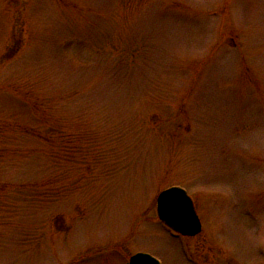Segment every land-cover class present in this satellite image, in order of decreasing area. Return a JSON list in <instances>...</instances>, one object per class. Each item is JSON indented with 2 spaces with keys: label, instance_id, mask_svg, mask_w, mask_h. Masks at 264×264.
<instances>
[{
  "label": "rangeland",
  "instance_id": "1",
  "mask_svg": "<svg viewBox=\"0 0 264 264\" xmlns=\"http://www.w3.org/2000/svg\"><path fill=\"white\" fill-rule=\"evenodd\" d=\"M137 253L264 264V0H0V264Z\"/></svg>",
  "mask_w": 264,
  "mask_h": 264
},
{
  "label": "water",
  "instance_id": "2",
  "mask_svg": "<svg viewBox=\"0 0 264 264\" xmlns=\"http://www.w3.org/2000/svg\"><path fill=\"white\" fill-rule=\"evenodd\" d=\"M157 215L165 226L184 237H195L203 230L193 199L184 188L179 186L170 187L159 194ZM127 264H161V262L151 254L137 253Z\"/></svg>",
  "mask_w": 264,
  "mask_h": 264
}]
</instances>
